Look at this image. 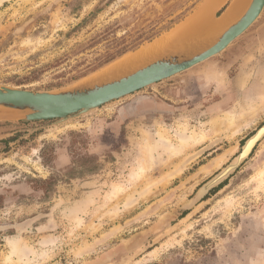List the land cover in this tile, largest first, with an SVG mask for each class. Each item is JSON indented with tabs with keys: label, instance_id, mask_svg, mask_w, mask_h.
<instances>
[{
	"label": "rangeland",
	"instance_id": "obj_1",
	"mask_svg": "<svg viewBox=\"0 0 264 264\" xmlns=\"http://www.w3.org/2000/svg\"><path fill=\"white\" fill-rule=\"evenodd\" d=\"M3 1L0 85L52 92L128 73L171 43L164 52L197 53L215 35L185 34L190 23L234 2L206 14L217 0ZM174 20L92 69L111 43ZM263 125L264 10L221 53L88 113L0 119V264H264V136L190 204Z\"/></svg>",
	"mask_w": 264,
	"mask_h": 264
},
{
	"label": "water",
	"instance_id": "obj_2",
	"mask_svg": "<svg viewBox=\"0 0 264 264\" xmlns=\"http://www.w3.org/2000/svg\"><path fill=\"white\" fill-rule=\"evenodd\" d=\"M224 1L220 0L217 2L211 10L221 6ZM263 10L264 0H250L248 8L239 17L233 19L224 31L213 34L215 35V39L206 48L189 56L185 55L182 50L163 51V54L146 65L119 77H111L104 81L78 85L55 92L33 91L25 88L0 85V119L23 117L28 122L51 119L68 120L75 115L88 113L105 104L124 98L141 89L191 69L201 62L221 53L231 42L236 40L253 25ZM198 40L206 42L208 38H199ZM213 43L215 44L212 45ZM179 44H183V41L179 42ZM263 127L264 125L261 128ZM258 131L250 138L256 135ZM249 155L228 176L214 183L201 196H198L201 189L212 181L220 171L205 182L198 189L190 204H196L213 188L226 180Z\"/></svg>",
	"mask_w": 264,
	"mask_h": 264
},
{
	"label": "bare ground",
	"instance_id": "obj_3",
	"mask_svg": "<svg viewBox=\"0 0 264 264\" xmlns=\"http://www.w3.org/2000/svg\"><path fill=\"white\" fill-rule=\"evenodd\" d=\"M30 1V0H29ZM208 1V0H207ZM220 0H217V2H219ZM2 2V0H0V3ZM216 2V3H217ZM215 3V4H216ZM249 3H250V0H234V2L230 5V7L227 9V11L226 12H224V14L222 15V17H221V19L218 21L217 20V22H213V23H208L207 24V21L204 19V18H197L196 20L194 19L190 24L192 25H194L193 27H191V28H193V29H195L194 30V33H191V32H187V33H185V34H205V35H213V34H215V33H217V32H219V31H224L225 30V28H227L228 27V25H229V23L233 20V19H235V18H237V17H239L242 13H243V11H245L246 10V8H248V6H249ZM214 4V5H215ZM214 5H208V3L206 2L205 4H204V6H203V8H201V9H204V8H206L207 9V11H206V14H209V11H211V9L213 8V6ZM204 11V10H203ZM262 14V13H261ZM190 27V26H189ZM178 34V33H177ZM216 43V42H215ZM215 43H213L212 45H214ZM232 43V42H231ZM230 43V44H231ZM172 44V43H171ZM171 44H169V45H167L166 46V48L164 49V50H166V49H168L169 47H170V45ZM229 44V45H230ZM228 45V46H229ZM227 46V47H228ZM156 48L157 47H151V48H148V49H145L143 52H144V54H143V56L142 55H140V57L142 56L143 58H141L142 59V61H144V57L146 56H149V55H151V54H154V52H156ZM163 50V51H164ZM162 51V52H163ZM162 54V53H161ZM160 54V55H161ZM159 55V56H160ZM159 56H157V57H159ZM152 57H153V55H152ZM156 57V58H157ZM156 58H154V59H156ZM210 59V58H209ZM209 59H207V60H209ZM153 59H151L150 61H148L147 63H149V62H151ZM207 60H205V61H207ZM212 61V60H211ZM146 62V61H145ZM213 62V61H212ZM146 63V64H147ZM146 64H144V65H146ZM211 64V63H210ZM216 64V63H215ZM217 65V64H216ZM120 67V66H119ZM216 67H218V66H216ZM216 67H215V65L214 64H211L210 66H209V68H208V73H212V74H214L215 73V71H216ZM125 68V67H124ZM136 69H138V68H136ZM136 69H133V70H131V71H129V72H132V71H134V70H136ZM128 72V73H129ZM109 75H110V77H113V78H115V77H119V76H122V75H124V74H118V75H112V74H110V73H108ZM126 74V73H125ZM217 76V75H216ZM215 76V77H216ZM12 118V117H11ZM262 136H264V127L263 128H261L259 131H258V133L256 134V135H254L252 138H250L248 141H247V143H246V145L243 147V150L240 152V154L237 156V158H235V160H233L231 163H228L227 165H225L221 170H220V173H219V171H218V175L212 180V181H210L207 185H205L202 189H201V191H200V193H199V195L198 196H201L206 190H208L209 189V187L211 186V185H213L214 183H216V182H218V181H220V180H222V179H224L226 176H228L239 164H240V162L247 156V155H249V153L251 152V150H252V148L254 147V145H255V143L259 140V138L260 137H262ZM205 137H206V135L204 134V132H201L200 134H199V137L197 138V140L196 141H201V140H203V139H205ZM185 148H187V147H185ZM141 164V163H140ZM142 172H144V168H143V164L142 165H139V166H137V168H133L132 170H131V178H133L134 176H136V177H138V176H140L141 174H142ZM122 184V183H121ZM119 182L118 183H114V185L117 187V188H124L122 185H121ZM169 241V240H168ZM4 262L6 263V264H12L13 262H14V260H13V258H11L10 256H6V257H4Z\"/></svg>",
	"mask_w": 264,
	"mask_h": 264
},
{
	"label": "trees",
	"instance_id": "obj_4",
	"mask_svg": "<svg viewBox=\"0 0 264 264\" xmlns=\"http://www.w3.org/2000/svg\"><path fill=\"white\" fill-rule=\"evenodd\" d=\"M180 18L181 17H179L177 20H180ZM176 22L177 21L174 20L170 23L172 25H169L168 23L162 26H160V24L157 26L156 25L152 26L150 27L148 31H143L139 33L136 37L131 38V40H127L124 44L114 46V48H113V44L111 43L110 44V47L112 46L111 49L107 52V54L101 57L99 62L96 64V66L92 67V69L99 68L103 64L108 63L116 59L117 57L122 56L123 54L129 52L130 50L137 49L142 44L143 41L152 40L154 37L158 36L162 32V30L170 29L173 26V24H175ZM104 36H107V35H104Z\"/></svg>",
	"mask_w": 264,
	"mask_h": 264
},
{
	"label": "crops",
	"instance_id": "obj_5",
	"mask_svg": "<svg viewBox=\"0 0 264 264\" xmlns=\"http://www.w3.org/2000/svg\"><path fill=\"white\" fill-rule=\"evenodd\" d=\"M4 1H5V0H4ZM4 1H3V2H4Z\"/></svg>",
	"mask_w": 264,
	"mask_h": 264
}]
</instances>
